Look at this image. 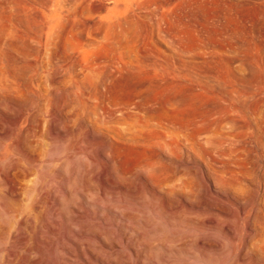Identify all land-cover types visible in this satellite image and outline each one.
Listing matches in <instances>:
<instances>
[{
    "label": "rangeland",
    "instance_id": "1",
    "mask_svg": "<svg viewBox=\"0 0 264 264\" xmlns=\"http://www.w3.org/2000/svg\"><path fill=\"white\" fill-rule=\"evenodd\" d=\"M147 2L0 0V264H264V0Z\"/></svg>",
    "mask_w": 264,
    "mask_h": 264
},
{
    "label": "bare ground",
    "instance_id": "2",
    "mask_svg": "<svg viewBox=\"0 0 264 264\" xmlns=\"http://www.w3.org/2000/svg\"><path fill=\"white\" fill-rule=\"evenodd\" d=\"M150 1V0H149ZM113 3H114V6L110 9V12H109V16H110V19L109 21H106L105 24L103 25V31H104V34L101 33V35H104L106 41L109 43V47L112 48V50L115 52V55L117 54L118 56H122L124 57L126 53H130V51L126 52L128 49L126 48V51L124 49V47L126 45H128V39H130V36L132 37L133 35H137V34H134V33H137V31L139 32V29H141L142 27H144V25L147 24L148 22V14L147 12L150 11V9H155V8H152L150 6V3L151 2H147V0H113ZM153 4V3H152ZM92 6V5H91ZM105 6V5H104ZM111 6V5H110ZM150 6V7H149ZM155 7V5H154ZM157 8V7H156ZM62 9V8H61ZM85 9V8H84ZM148 9V11L146 12V10ZM68 10V9H67ZM158 10V8H157ZM155 11V10H153ZM152 11V12H153ZM88 12V11H87ZM156 12V11H155ZM154 13V12H153ZM155 14V13H154ZM158 15V12L156 13ZM158 17V16H157ZM150 21V20H149ZM88 22V21H87ZM151 24L149 23V26ZM153 25V24H152ZM151 25V26H152ZM150 26V27H151ZM148 28V26H146ZM145 28V27H144ZM146 28V29H147ZM101 30V29H100ZM149 29L148 28V31L145 30V32H149ZM152 30H154L152 28ZM93 32V31H92ZM154 33V31L152 32L151 31V34ZM133 34V35H132ZM143 34V33H141ZM146 34V33H145ZM150 34V32L146 35H144V37H148V35ZM153 35V34H152ZM139 38V37H138ZM142 40H143V37H141ZM144 38V39H146ZM150 38V37H149ZM153 39V38H151ZM149 39V40H151ZM128 40V41H127ZM148 40V41H149ZM147 41V40H145ZM126 42V43H125ZM128 42V43H127ZM124 44H126L124 46ZM131 48V47H130ZM132 49V48H131ZM145 51V50H144ZM173 50H171L172 52ZM170 52V53H171ZM145 54H148V53H145ZM144 54V55H145ZM170 55V54H169ZM169 55L167 56V60L168 62L172 61L170 60L171 57H169ZM172 55V54H171ZM118 58V57H117ZM130 58V57H129ZM121 60V58H118ZM123 59V58H122ZM131 59L130 64H135V61ZM123 61V65L125 66L124 64V60ZM121 61V62H122ZM125 61H127L125 59ZM120 62V61H119ZM122 64V63H121ZM120 63H118V65H121ZM123 65H121V67H124ZM127 65V64H126ZM129 65V64H128ZM173 66V63L171 62L170 64V67ZM136 66V64H135ZM134 66V67H135ZM138 68V66H136ZM128 69L130 67H127ZM169 68V67H168ZM127 69V70H128ZM132 69V68H130ZM136 69V68H135ZM171 75V73H169ZM3 80V79H2ZM29 143V142H28ZM148 165V164H146ZM145 165V166H146ZM149 166V165H148ZM147 167V166H146ZM152 168V167H151ZM156 168V166H155ZM147 169H150V168H147ZM160 169V168H159ZM152 170V169H151ZM149 171V170H147ZM16 173V172H15ZM152 173V171H151ZM156 173V172H155ZM160 174V173H159ZM118 175V173H117ZM159 176V175H158ZM118 177V176H117ZM121 177V175H120ZM122 178V177H121ZM124 178V177H123ZM157 179V178H156ZM159 180V179H158ZM160 183V182H159ZM164 185V184H163ZM4 191V190H3ZM38 195V193H37ZM36 195V196H37ZM42 195V194H41ZM37 198V197H36ZM47 199V198H46ZM197 200V199H196ZM212 205V204H211ZM215 207V206H214ZM202 211V210H201ZM20 219V218H19ZM28 220V219H27ZM201 220V219H200ZM199 220V222H200ZM207 220V219H206ZM220 220V219H219ZM197 221V220H196ZM50 222V221H49ZM130 223V222H129ZM1 226V225H0ZM100 237V236H99ZM106 237V236H105ZM103 240V239H102ZM101 240V241H102ZM104 241V240H103ZM108 242V241H107ZM102 243V242H100ZM109 243V242H108ZM103 244V243H102ZM110 244V243H109ZM108 244V245H109ZM165 244V243H164ZM106 245V244H105ZM79 246V245H78ZM101 247V246H100ZM69 252V251H68ZM135 252V250H134ZM90 253V252H89ZM21 255V254H20ZM83 256V255H82ZM92 256L94 257V254H92ZM96 257V256H95ZM94 257V258H95ZM97 259V257H96ZM109 259V258H108ZM115 260V259H113ZM17 261V260H16ZM100 261V260H99ZM104 264V263H103Z\"/></svg>",
    "mask_w": 264,
    "mask_h": 264
}]
</instances>
